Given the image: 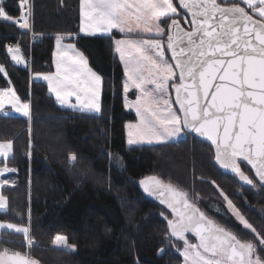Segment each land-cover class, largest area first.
<instances>
[{"label": "trees", "instance_id": "obj_1", "mask_svg": "<svg viewBox=\"0 0 264 264\" xmlns=\"http://www.w3.org/2000/svg\"><path fill=\"white\" fill-rule=\"evenodd\" d=\"M5 7L14 18L18 15V0H6ZM33 18V30L42 34L33 41L30 29L0 20V67L8 73H0V87L13 83L32 105L30 121L0 112V142H12L8 161L16 178V184L2 188L8 209L0 211V220L28 228L32 242L28 245L23 233L4 229L0 250L27 254L44 264H183L179 253L163 250L167 238H173L169 211L139 185L151 174L194 192L227 178L243 188L247 202L264 203V192L257 196L252 187L223 172L214 163L212 147L190 133L166 143L128 145L126 123L137 117L126 108L125 69L114 50V39L123 34L81 32V0H34ZM69 34L75 39L65 40L74 42L103 76L99 113L60 106L47 83L32 78L35 72L54 71L56 37ZM18 40L28 66L17 65L8 52L7 42ZM167 54L171 58L169 50ZM128 96L135 98L136 92ZM73 153L75 162L69 158ZM189 199L242 232L220 197L208 194L200 204ZM56 235H66L75 249L56 247Z\"/></svg>", "mask_w": 264, "mask_h": 264}, {"label": "snow or ice", "instance_id": "obj_2", "mask_svg": "<svg viewBox=\"0 0 264 264\" xmlns=\"http://www.w3.org/2000/svg\"><path fill=\"white\" fill-rule=\"evenodd\" d=\"M5 3L0 0V18L29 29V0H18L19 18L9 14ZM81 15V32L87 35L111 34L115 29L124 36L115 40V51L125 69L123 91L135 89L138 93L130 102L139 120L127 126L129 145L166 143L182 133H194L211 142L215 161L222 169L255 189L256 182L241 167L246 162L264 186V0H240L230 5L218 0H81ZM181 19L190 27H183ZM65 39L75 37H56V72L35 76L47 81L61 106L98 113L102 77L74 43H63ZM165 47L174 63L166 58ZM8 52L17 65L24 63L18 45L9 46ZM0 73L7 75L3 67ZM169 88L175 91L174 100ZM6 103L31 120L30 104L22 102L11 87L0 89V111ZM11 147V141L0 143V157L7 158ZM69 158L77 160L75 153ZM14 171L0 167V177ZM9 183L0 179V188ZM141 184L149 195L162 197L161 203L175 215L168 226L171 235L184 242L186 261L264 264V235L223 191L220 195L227 210L244 229L255 234L258 243L238 238L170 183L147 177ZM6 208L7 197L0 194V209ZM0 229H12L26 238L29 231L10 223H0ZM188 233H194L199 243L190 244ZM53 244L75 249L62 235H56ZM0 264L38 262L19 252L8 255L5 249L0 252Z\"/></svg>", "mask_w": 264, "mask_h": 264}, {"label": "rangeland", "instance_id": "obj_3", "mask_svg": "<svg viewBox=\"0 0 264 264\" xmlns=\"http://www.w3.org/2000/svg\"><path fill=\"white\" fill-rule=\"evenodd\" d=\"M1 19L2 18H0V20ZM183 21L184 20H181V22H183ZM187 25L189 26V24H187ZM20 54L22 55L23 60H24V63L23 64H20V65H22V66H28L29 61L25 57V55L22 52V49L21 48H20ZM11 55L12 54L10 53V56ZM1 67H3V66H1ZM3 68L6 70L5 67H3ZM6 73H7V71H6ZM7 76H8V73H7ZM125 79H126V77H124V81H125ZM8 87H11V88H13L15 90V92L20 97V99H21L22 102H27V103L30 104V112L32 113V105H31L30 99H24V98H22L20 96V94L18 93V91H17V89H16V87H15V85L13 83L10 82L9 86L0 87V89H4V88H8ZM131 91H135L136 92V96L138 94L135 89H130V91L128 93H125L126 94V96H125L126 97L125 98V104L128 105V106H126V108L128 110H130V111H132V112H134L136 114L135 109H133L130 106V102L135 101V99H136V96H135V98H130L128 96V94ZM169 92L171 93V97L174 100V89L169 88ZM173 107L176 108L177 105L174 104ZM0 112H4L6 114H9V113L19 114V113H16L11 108L10 104H8V103H6L4 111H0ZM136 117H137L136 120L128 121L126 123V127L125 128H126V135H127V143H128V139H129V135H128L129 129H128L127 126L130 123H137L138 120H139V118H138L137 115H136ZM186 135H187V133H182V135L180 137L186 136ZM6 142H8V141H1L0 143H6ZM138 144H147V143H138ZM138 144H132V145H138ZM153 144H155V143H153ZM129 146H131V145H129ZM12 152H13V148L11 147V149L9 150V153H8L7 158L0 157V159H4V163L2 165L0 164V167L7 166V168H9V169H15L13 166H11L9 164V161H8L9 160V157L12 155ZM12 173L13 172H6L3 177H0V179H7L10 182L8 185H14V184H16V178L11 175ZM159 179L161 181H163L164 183H168V184L170 183L169 181L162 180L160 177H159ZM222 180H223V183L222 184L221 183L220 184L217 183L215 180H214L215 183H213V181H212V183H210V186H209L208 189H204L203 188V190H201V189L198 188V190H196L195 192L194 191H190V190H185V189L184 190H181L180 189V190L183 191V192H186L188 194V196L191 197V199L194 200L197 204H200V201H201L202 197H204V196H206L208 194L216 195V196L220 197L223 200L222 196L220 195V192L223 191V193H225L226 195H228V197L230 199H232V201L234 202V204L240 209L241 213L249 220V222L253 224V226L257 229V232H260L262 235H264V221L259 220V218L264 220V203H261L260 202L258 204H251V203L247 202V200L245 199V191L243 190L242 187L236 186V184L232 180L230 181V179L223 178ZM170 184L173 185V186H175L172 183H170ZM254 191L257 192V193H255L257 196H258V194H260V192H264V190H262V187L259 186V185H257L255 187ZM0 194L3 195L2 188H0ZM258 198L260 199V198H263V197L260 196ZM256 201L258 202L259 200L257 199ZM7 209H8V202H7V208L6 209H0V211H5ZM208 216L211 219H213L215 222H217L218 224H221V225L225 226L226 228L230 229L231 231H233L234 234H236L237 237H239L240 239H242V240H250V241H253V242H257L258 243L255 234H253L250 230L244 229L242 227V232H238L234 227H232V226L224 223L222 220H219L216 217L211 216V215H208ZM168 219H171L170 214L168 215ZM0 223H5V224L10 223V224H14V225H17V226H20V227H24L21 224H17V223L11 222V221H2V220H0ZM2 230H4V229H0V234H1ZM8 230H12V229H8ZM62 236H66V235H62ZM26 240H27L28 245H30L29 242H28L29 240H31V238L29 236V232H28V236H27ZM166 241H167L166 242L167 244L164 246L165 248L163 250L166 251L167 249H170V252L171 251L177 252V253H179L183 257V264H191L190 259L188 261H186L185 258H184V254L183 253H184V247L185 246L182 243L178 242L177 240H173L172 237L171 238H167ZM68 242H69V240H68ZM58 248H60V247H58ZM0 252H3V250H0ZM13 253H16V252H11V251L8 250V255H12ZM261 254L264 255V252H262ZM21 255L24 256L25 258H31V259L37 261L38 264H44L40 260H38L37 258L31 257L30 255L23 254V253H21Z\"/></svg>", "mask_w": 264, "mask_h": 264}, {"label": "water", "instance_id": "obj_4", "mask_svg": "<svg viewBox=\"0 0 264 264\" xmlns=\"http://www.w3.org/2000/svg\"><path fill=\"white\" fill-rule=\"evenodd\" d=\"M218 2L222 3L220 0H218ZM222 4H223V3H222ZM229 5H230V4H229ZM241 6H243V5H241ZM182 12H183L184 14H187V13H186V10H182ZM250 14H251V13H250ZM254 18H257V17L254 16ZM257 19H258V18H257ZM189 20H190V15H189ZM180 23H181V25H182L183 27H185V28H189V27H190V24H189V26H188V25L185 24L184 22H181V21H180ZM170 55H171V53H170ZM174 97H175V91H174ZM177 107H178V105H177ZM188 133H190V132H188ZM190 134H192L195 138H197V139H199V140H201V141H204V142L208 143V144L212 147V149H213V153H214V146L211 145V142H210V141H207L206 139H204L203 137H200V136L197 135V134H194V133H190ZM213 160H214V163H215V164H216V165H217V166H218L223 172L228 173V174H230V175L236 177L237 180L240 182L241 185H243V186H247V185H245L243 182H241L237 176H235L233 173H231L230 170L222 169V168L217 164V162L215 161V157L213 158ZM243 165L247 166V167L251 170L252 175H253V177H254V181H255L256 183L260 184V182L258 181V179L255 177L254 170L251 168V166L248 165L246 162H242V165H241L242 169H243V170L245 171V173L248 174L250 177H252V175H251L248 171H246V170L244 169ZM147 177H155V178H158V179H159V177H158L157 175H155V174H151V175H147V176L143 177V178L140 180V183H139V185H140V187H141L142 189H144V186L141 184V181H142V180H145ZM159 180H160V179H159ZM164 184H168V183H164ZM260 185H261V184H260ZM261 186H262V185H261ZM262 187H264V186H262ZM178 190H179V189H178ZM146 193H147V192H146ZM147 194H148V193H147ZM148 195H149V194H148ZM149 196L152 197V198H154L155 200H157L158 202L161 203V199H162V197H160L158 194H152V195H149ZM190 202H192V201L190 200ZM161 204L164 205L165 207H167L166 204H163V203H161ZM196 206H197V205H196ZM197 207H198V206H197ZM167 208H168V207H167ZM168 209H169V208H168ZM170 211L172 212L171 209H170ZM169 220H174V219H169ZM169 220H168V221H169ZM169 229H170V228H169ZM170 232H171V229H170ZM190 234H192V235H194V236L196 237V235H195L194 233H190ZM175 238H176V237H175ZM196 239H197V241H198V243H199V239H198V237H196Z\"/></svg>", "mask_w": 264, "mask_h": 264}, {"label": "crops", "instance_id": "obj_5", "mask_svg": "<svg viewBox=\"0 0 264 264\" xmlns=\"http://www.w3.org/2000/svg\"><path fill=\"white\" fill-rule=\"evenodd\" d=\"M174 3H177V2H175V0H174ZM81 27H82V15H81ZM115 31V29L112 31V33ZM84 33V32H83ZM111 33V34H112ZM84 34H86V33H84ZM111 34H102V33H100V32H97V34L96 35H111ZM87 35V34H86ZM122 38H124V36H121V37H117V38H115L114 39V50H115V40L116 39H122ZM164 42H165V45H166V42H167V38L165 37L164 38ZM63 43H65V44H68V43H74V42H71V41H66V40H64L63 41ZM75 44V43H74ZM75 46H76V44H75ZM76 48L80 51V52H82L83 54H84V56L87 58V60H88V63H89V66L90 67H92V65L90 64V61H89V58H88V56L81 50V49H79L77 46H76ZM116 52V51H115ZM165 52H166V58L167 59H169L170 60V58L168 57V54H167V48L165 47ZM56 53H57V42H56V44H55V48H54V51H53V63H54V71L53 72H35V73H33L32 74V78L33 79H35V80H42V79H39V78H36V76H35V74L36 73H55L56 72ZM118 54V53H117ZM119 55V54H118ZM170 62H173V61H171L170 60ZM123 66H124V64H123ZM93 68V67H92ZM93 70L94 71H96L101 77H102V81H103V76L95 69V68H93ZM126 77V76H125ZM42 81H44V80H42ZM46 83H47V81H45ZM172 82H170V84H171ZM47 85H48V83H47ZM50 92V91H49ZM102 92H103V86H102ZM102 92H101V97H102ZM52 94V93H51ZM53 96H54V94H52ZM101 97H100V105H101V110H102V103H101ZM55 98V97H54ZM73 102H75L74 101V98H73ZM58 103V102H57ZM59 104V103H58ZM60 105V104H59ZM61 106V105H60ZM63 107V106H62ZM66 108V107H65ZM101 110H100V112H101ZM91 113H97V112H91ZM99 113V112H98Z\"/></svg>", "mask_w": 264, "mask_h": 264}, {"label": "built area", "instance_id": "obj_6", "mask_svg": "<svg viewBox=\"0 0 264 264\" xmlns=\"http://www.w3.org/2000/svg\"><path fill=\"white\" fill-rule=\"evenodd\" d=\"M29 6H30V20H29V29H30V38L31 40H38L40 39L41 35L40 33H37L33 30V21H34V18H33V15H34V0H29ZM27 11V9H26ZM21 15V10L19 8V12H18V15L15 17V18H19ZM19 46L21 48V43H20V40L18 41H8L6 46H7V49L9 46H12V47H15V46Z\"/></svg>", "mask_w": 264, "mask_h": 264}, {"label": "flooded vegetation", "instance_id": "obj_7", "mask_svg": "<svg viewBox=\"0 0 264 264\" xmlns=\"http://www.w3.org/2000/svg\"><path fill=\"white\" fill-rule=\"evenodd\" d=\"M252 178L254 179L253 176H252ZM257 185L261 186L260 184L256 183V186H257ZM246 187H250V186H246ZM261 187H262V186H261ZM161 205H162V204H161ZM163 207L169 211V214H170V216H171V219H174V220H175L176 217H175L174 214H172V212L170 211V209H168V208L165 207L164 205H163ZM168 220H169V219H168ZM186 236H187V239H188V241H189L190 244H198V241H197V239H196V237H195L194 235L188 233V234H186ZM173 238H174L175 240H177L178 242L182 243V244L185 246V244H184L183 241L178 240V239L175 238L174 236H173ZM238 238H239V237H238ZM184 248H185V247H184Z\"/></svg>", "mask_w": 264, "mask_h": 264}]
</instances>
